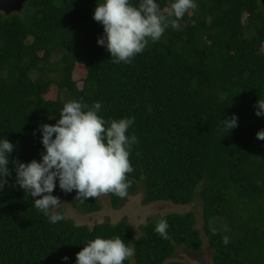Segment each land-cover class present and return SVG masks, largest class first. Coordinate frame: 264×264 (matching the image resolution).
Listing matches in <instances>:
<instances>
[{
    "label": "trees",
    "instance_id": "1",
    "mask_svg": "<svg viewBox=\"0 0 264 264\" xmlns=\"http://www.w3.org/2000/svg\"><path fill=\"white\" fill-rule=\"evenodd\" d=\"M102 2L29 0L21 13H0V139L15 145L10 161L41 159L42 136L34 132L54 125L67 101L100 102L105 120L135 118L128 197L143 189L149 204L199 200L214 264H264V141L257 139L264 118L255 114L264 99L261 0H196L179 29L149 41L131 64L114 63L97 43L104 29L93 16ZM171 2L158 0L169 11ZM232 115L238 127L221 132ZM9 168L0 192V264H64L65 256L75 264L97 236L133 243L132 264H183L172 260L178 247L204 249L194 212L154 218L137 237L128 220L89 227L65 216L52 224L13 186L15 165ZM53 195L84 215L103 208L101 197L81 203L58 181ZM106 196L113 208L128 198ZM160 219L169 224L168 240L154 230ZM213 220L219 230L210 228Z\"/></svg>",
    "mask_w": 264,
    "mask_h": 264
},
{
    "label": "clouds",
    "instance_id": "2",
    "mask_svg": "<svg viewBox=\"0 0 264 264\" xmlns=\"http://www.w3.org/2000/svg\"><path fill=\"white\" fill-rule=\"evenodd\" d=\"M197 7L196 0H172L170 11L161 9L158 0H103L94 10L93 19L102 24L104 34L98 37L99 46L105 47L114 63L131 64L149 41H159L167 28L179 29V21ZM167 12V15H165ZM256 116L264 118V99L256 105ZM102 104L89 106L82 101L66 102L59 119L52 124H41L34 135L41 134L44 152L41 159L23 163L10 161L15 145L7 138L0 139V192L9 183L15 165V184L33 198L34 206L49 222L56 224L65 219L59 211L60 198L53 195L57 188L64 193L76 191V200L84 203L88 198L113 194L128 197L131 181L128 174L134 171L130 154L138 138L129 135L135 118L105 120L99 113ZM239 117L232 115L221 120V132L238 127ZM264 141V129L257 133ZM64 205V204H63ZM169 224L160 219L155 232L170 239ZM228 238H224L227 244ZM135 245L120 237L97 236L87 242L76 254L75 264H132ZM69 264L71 258H62Z\"/></svg>",
    "mask_w": 264,
    "mask_h": 264
},
{
    "label": "rangeland",
    "instance_id": "3",
    "mask_svg": "<svg viewBox=\"0 0 264 264\" xmlns=\"http://www.w3.org/2000/svg\"><path fill=\"white\" fill-rule=\"evenodd\" d=\"M56 60L57 56L52 59L51 63H54ZM82 75L83 74L80 72V69H76L74 80L79 81V78L82 77ZM78 85L81 87L82 83L79 82ZM100 201L103 208L100 212L94 214H81L75 211L64 201H61L62 206L60 209L64 210L65 216L69 219H72L75 223L79 225H87L89 227H92L98 223L117 224L122 220H128L135 232L136 237L142 234V227L154 218H158L173 212H194L198 220L197 228L202 233V237L205 241L204 249L201 252H196L187 250L183 247H178L177 255L172 260L183 264H214L213 253L207 244L202 204L199 200L187 206H176L171 203L164 202L149 204L145 201L144 190L141 189L136 196L128 197L118 208H113L109 198L106 195L101 196ZM217 225L219 226L218 228ZM221 225L222 224H220L219 221L213 220L211 222L210 228L214 231L217 229L219 230Z\"/></svg>",
    "mask_w": 264,
    "mask_h": 264
},
{
    "label": "water",
    "instance_id": "4",
    "mask_svg": "<svg viewBox=\"0 0 264 264\" xmlns=\"http://www.w3.org/2000/svg\"><path fill=\"white\" fill-rule=\"evenodd\" d=\"M29 0H0V13L12 15L21 13ZM264 9V0H261Z\"/></svg>",
    "mask_w": 264,
    "mask_h": 264
}]
</instances>
